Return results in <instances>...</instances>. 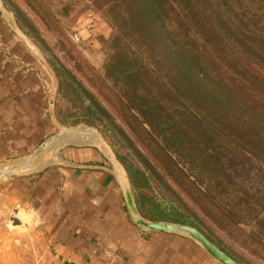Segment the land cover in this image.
Masks as SVG:
<instances>
[{
    "label": "rangeland",
    "instance_id": "1",
    "mask_svg": "<svg viewBox=\"0 0 264 264\" xmlns=\"http://www.w3.org/2000/svg\"><path fill=\"white\" fill-rule=\"evenodd\" d=\"M111 1L0 0L57 81L53 114L67 134L56 137V130L54 141H63L49 149L67 143L101 150L102 144L115 159V150L120 156L125 152L139 154L140 165L157 181L152 186L154 193L163 198L159 200L163 205L187 215L237 263L264 264V161L257 157L250 159L244 155L248 150L232 149L222 140H218L216 148H211L206 144L208 132L199 135L189 127L191 122L181 132L173 129L156 136L148 133L147 126L125 102L123 94L105 78V66L117 59L124 45L127 49L134 47L137 56L145 54V47L132 37L133 27L123 9L120 5L114 7ZM226 2L232 4L235 12L251 18L247 17L253 32L257 29L264 34V0ZM172 3L177 15L187 17L183 5L175 0ZM196 7L202 13V4ZM53 63L69 73L87 98L68 86L69 79L62 80L59 90ZM86 134L96 137L97 143ZM166 136L179 140L200 137L193 149L184 141L179 146L165 143L162 139ZM53 153L52 150L37 157L51 162ZM233 155L234 164L229 163L212 174L213 166L222 157ZM130 156L136 158L134 154ZM121 169L127 180L122 166ZM6 177L9 176L0 168V264H62L45 240L42 225L29 216L22 202L13 201L10 192L2 189Z\"/></svg>",
    "mask_w": 264,
    "mask_h": 264
},
{
    "label": "trees",
    "instance_id": "2",
    "mask_svg": "<svg viewBox=\"0 0 264 264\" xmlns=\"http://www.w3.org/2000/svg\"><path fill=\"white\" fill-rule=\"evenodd\" d=\"M175 1L183 5L187 17L177 15L172 0L111 1L114 7L123 9L135 29H130L132 37L145 47V54L137 56L134 47L127 49L124 45L117 59L105 66V78L123 94L150 135L173 129L181 132L191 122L189 127L199 135L208 132L206 144L211 148L222 140L232 149L248 150L246 157L264 161V34L257 29L253 32L251 18L235 12L226 0ZM198 3L202 4V13L196 7ZM202 30L205 33L199 35ZM53 70L59 90L62 80L69 79L68 86L85 95L58 63H53ZM199 137L179 140L166 136L162 140L177 146L184 141L194 149ZM115 156L142 218L187 225L203 234L187 215L159 201L162 197L152 186L157 181L140 165L139 154L125 152L120 156L115 150ZM234 160V155L222 157L212 174L234 164Z\"/></svg>",
    "mask_w": 264,
    "mask_h": 264
},
{
    "label": "crops",
    "instance_id": "3",
    "mask_svg": "<svg viewBox=\"0 0 264 264\" xmlns=\"http://www.w3.org/2000/svg\"><path fill=\"white\" fill-rule=\"evenodd\" d=\"M52 87L36 49L0 2V168L16 169L56 135ZM52 150L51 162L32 159L29 171L8 175L2 189L42 225L62 264H218L189 239L134 226L98 149L63 143L43 153Z\"/></svg>",
    "mask_w": 264,
    "mask_h": 264
},
{
    "label": "water",
    "instance_id": "4",
    "mask_svg": "<svg viewBox=\"0 0 264 264\" xmlns=\"http://www.w3.org/2000/svg\"><path fill=\"white\" fill-rule=\"evenodd\" d=\"M37 56L39 57L45 68L48 70L53 80L51 102H50V115H51V120L58 131V135L56 137L66 135L67 131L63 129V127L56 121L53 114V103H54V95L57 87V81L55 79V76L51 72L50 68H48V66L46 65L43 58H41V56L38 53ZM56 137H52L48 139L46 142H44L42 145H40V147L35 151L34 155H37L43 150L49 148L51 146V143H53L52 140ZM95 142L97 143V140ZM100 147L101 150L99 151L105 157V159L108 161L109 165L113 169V174L122 192L125 209L129 215L130 221L134 226H136L141 231L167 233L189 239L192 242H194L198 247H200L211 259H213L218 264H239L231 257H229L227 254H225L223 251H221L214 244H212L206 237H204L197 229L193 227L182 224H175V223L150 222L142 218L140 214L137 212V209L134 205L131 190L127 180L125 179L120 163L102 144H100ZM20 172H22V169H16L14 171L5 169L4 175L18 174Z\"/></svg>",
    "mask_w": 264,
    "mask_h": 264
},
{
    "label": "bare ground",
    "instance_id": "5",
    "mask_svg": "<svg viewBox=\"0 0 264 264\" xmlns=\"http://www.w3.org/2000/svg\"><path fill=\"white\" fill-rule=\"evenodd\" d=\"M86 136L90 139V140H93V141H96V140H98L96 137H94V136H92V135H89V134H86ZM56 140V139H55ZM63 141V139H61V141H59V142H62ZM52 142L53 143H51V146L50 147H52L53 145H54V143L56 144V141L54 142V139L52 140ZM57 145V144H56ZM49 147V148H50ZM48 148V149H49ZM43 153V151L42 152H40L39 154H37V156L38 155H40V154H42ZM36 156V157H37ZM35 158V157H34ZM34 158H30V159H26L25 161H23V163L20 165V166H18L16 169H22V172H24V171H29V165H30V162H31V160L32 159H34ZM46 160V159H45ZM48 161H49V159H48ZM47 161V162H48ZM45 162V161H44ZM46 164V163H45ZM42 165H44L43 163H42ZM36 168H38V167H36ZM16 169H13V171L14 170H16ZM31 169H33L34 170V167L33 168H31Z\"/></svg>",
    "mask_w": 264,
    "mask_h": 264
}]
</instances>
